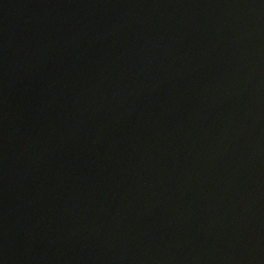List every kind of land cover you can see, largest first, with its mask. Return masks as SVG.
I'll return each mask as SVG.
<instances>
[{"label": "water", "instance_id": "water-1", "mask_svg": "<svg viewBox=\"0 0 264 264\" xmlns=\"http://www.w3.org/2000/svg\"><path fill=\"white\" fill-rule=\"evenodd\" d=\"M0 264H264V0H0Z\"/></svg>", "mask_w": 264, "mask_h": 264}]
</instances>
